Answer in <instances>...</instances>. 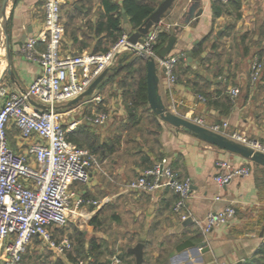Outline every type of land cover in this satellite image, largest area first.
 I'll return each mask as SVG.
<instances>
[{
  "label": "crops",
  "instance_id": "crops-1",
  "mask_svg": "<svg viewBox=\"0 0 264 264\" xmlns=\"http://www.w3.org/2000/svg\"><path fill=\"white\" fill-rule=\"evenodd\" d=\"M2 1L0 0V5ZM44 2L45 0H11L9 3L7 28L14 81L7 73L4 74L7 66L4 34L1 42L4 43L3 53L0 52V78L10 91H26L41 72L38 63L25 57L23 48L30 37L37 36L43 30ZM201 2L200 15L178 29L171 54L184 53L185 57L176 66V83L169 85L162 71L159 72V94L162 101L170 112L180 117L191 121L202 119L206 125L227 121L231 131L244 133L264 145V80H261L263 75L259 80V88H256L257 85L249 86L250 62L257 50L262 49L264 45V37L260 34L264 25V0H239V18L231 8L229 12L215 18L212 10L214 0ZM191 3L192 0H175L174 9L164 22L173 24L175 31L177 25L184 20L185 12ZM102 9V0H67L62 5V22L65 21L61 42L63 54L102 53L95 52L101 37L94 31ZM122 28L127 35L132 30L128 17L127 21L123 17ZM206 37L209 38L204 42L203 53L193 56L195 48ZM213 42H217L219 49L224 52L237 55V59L227 57L224 73L219 76L216 69L208 70L204 62V59L213 53L210 50ZM37 48L42 51L44 43L40 41ZM188 51L191 52V61H188ZM89 72V69L81 70L80 76L84 78ZM112 74L113 72H109L94 91L95 96L101 97V103L97 105L90 102L78 110L81 114L87 109L97 112L100 107H104L111 113V119L106 125H91L103 132V138L111 135L113 129L125 123L128 117V110L117 84L118 79L111 80ZM198 75L206 80V84L200 82V85L212 94L211 101L197 93L192 83L188 82ZM233 88L240 91L236 98L230 95ZM106 91L107 94L104 95ZM219 91L220 93H217ZM199 97L204 99L200 100ZM2 102L0 99V107ZM74 116L75 113L68 119L74 121L82 118L76 119ZM114 120H120L118 125L111 124ZM161 125L160 151L174 163L180 175L192 184L184 209L185 213L191 214V223L184 225L180 215L173 212L170 204L172 195L166 190L143 193L127 187L134 175L141 173V168L138 165L140 161L137 152L124 143L119 150V157L105 160L102 171L92 174L88 188L83 193L75 190L74 185L77 183L73 184V191L81 198L89 194H99L101 204L90 205L93 217L101 213L107 203L115 204L119 219V222L114 221L116 228L123 230L125 235H130L131 246L126 248L127 252L138 243H143L147 264H156L159 259L162 264H217L219 261L242 264L251 259L264 245V189L260 191L256 186V165L203 142L162 120ZM7 136L10 145L17 152H26V142L21 139L19 131L12 124L8 127ZM219 162H227L234 167L247 166L253 168L254 173L235 177L229 184L220 187L215 181L216 175L223 171L217 166ZM227 205L235 207V218L225 226H217L208 233H203L197 222H203L209 213L219 211ZM198 228L201 236L192 240L191 231ZM84 234L86 236V232ZM185 240H192L195 244L205 242L206 246H193L178 251L177 247ZM29 249L38 254L36 258L39 264L44 250L48 248L36 238ZM50 251L53 255L49 256V260H65V255L57 256ZM112 256L105 255L99 263L111 264ZM4 261L5 257L0 250V264ZM121 264H135L134 255L125 257Z\"/></svg>",
  "mask_w": 264,
  "mask_h": 264
},
{
  "label": "built area",
  "instance_id": "built-area-1",
  "mask_svg": "<svg viewBox=\"0 0 264 264\" xmlns=\"http://www.w3.org/2000/svg\"><path fill=\"white\" fill-rule=\"evenodd\" d=\"M66 1L45 0L43 30L30 37L24 45L25 57L41 68L39 76L28 89L24 92L10 91L0 78V99L3 101L0 107V250L5 257L3 264H25L24 256L36 238L57 256H64L72 248V241L66 236L57 240L54 229L65 227L70 214H75L84 204L83 198L73 191L72 186L74 183L86 184L95 171H102V163L97 156L70 142L67 133L84 122L96 127L104 126L109 123L111 113L99 110L80 120L68 119L82 105L101 103V97L94 94L75 106L65 105L83 94L107 67L115 65L117 54L130 51L129 35L123 34L106 53L63 54L61 42L65 29L61 7ZM215 1L227 5L231 0ZM172 28L173 24L162 20L152 28L143 44L132 45L145 57L155 59L158 72L162 71L169 85L176 83V66L185 54H170L161 59L155 46L159 33ZM40 41L44 43L42 51L37 48ZM87 69L90 72L82 78L80 71ZM263 70L264 62L255 57L249 73L253 85L260 80ZM239 94L238 88L230 91L232 98ZM192 121L264 152L260 141L231 131L227 121L214 125H206L202 119ZM10 124L17 128L21 139L26 142V152H17L10 145L7 136ZM217 166L223 169L215 177L220 187L226 186L235 177L251 174L247 166L234 167L227 162H219ZM127 187L143 193L172 190L180 196L174 211L180 215L181 221L192 218L189 212H184L192 190L191 181L181 179L167 157L142 171ZM235 216V207L227 205L209 213L203 222L197 224L203 233H208L214 227L227 225ZM120 255L114 254L111 264H121ZM78 264L86 263L80 260ZM217 264L237 263L219 261Z\"/></svg>",
  "mask_w": 264,
  "mask_h": 264
},
{
  "label": "trees",
  "instance_id": "trees-1",
  "mask_svg": "<svg viewBox=\"0 0 264 264\" xmlns=\"http://www.w3.org/2000/svg\"><path fill=\"white\" fill-rule=\"evenodd\" d=\"M162 1L163 0H120V2H116L115 0H102L103 12L95 24L94 30L95 34L101 38L96 44L95 52L106 53L124 34L122 28V11H124L129 18L132 27L131 31L133 32L138 30ZM239 6V0H231L227 5L214 0L212 5L213 15L215 18H218L223 13L229 12L231 8L236 11L237 17L239 18ZM260 30L262 31H260V34L264 37V25ZM173 32L174 27L170 30H162L159 33L155 46L156 51L166 45ZM208 38L209 37H206L202 43L195 48L193 56H199L203 53V45ZM219 48L220 45L217 44V42H213L210 46V50L213 53H210V56L204 59L207 69H216L218 76L224 73V65L226 64L227 55L229 54ZM255 57L264 62V45L262 49L257 50L253 59ZM183 60L184 59H181L179 62ZM146 75V61L138 55L131 56L123 63L120 69L113 72L110 79H118L117 84L122 92L123 102L128 110V117L125 123H122L113 129L111 135H107L103 138L102 134L98 131L99 129L84 122L75 130L67 133V139L80 148L88 149L91 153L97 156L102 164L105 160H114L116 157H119V150L124 143L129 146L131 150L137 152L140 161L138 165L141 168V172L152 167L155 163L164 158L165 155L160 151L161 146L159 142V133L162 130L161 119L154 114L149 106ZM262 75L261 80H264V70ZM188 82L192 83L197 93L203 95L208 101H211L212 94L205 91L204 87L200 85V82H203L204 84L207 83L203 77L198 75ZM259 82L260 81L253 85L250 80L249 86L256 87L257 85L256 88H259ZM217 93H220V91ZM100 108L102 109V107ZM145 114L150 117V125L148 126L143 125ZM171 165L173 169L177 171L174 167V163L171 162ZM255 165L257 168L255 171L256 186L261 191L264 189V168H259V165ZM138 176L139 174L136 173L133 180ZM180 178L184 179L181 175ZM166 191L172 195V203L170 204L173 212H175L174 207L180 199V196L172 190L166 189ZM111 219L119 222L116 214H113ZM89 224L93 228L101 227L100 213L96 214L90 220ZM61 230L62 228L54 229V237L57 240L62 238V236H58V233ZM191 233H193L192 240L201 236L199 228L191 231ZM74 242L75 249L74 251L68 250L65 253V260H49V256L44 255L41 257L42 261H40L39 264H78L80 261L79 258H81L86 264H98L106 255L108 246L104 245L102 241H99L96 238H91L87 241L84 232L81 230H74ZM120 254L122 260L127 256H131L126 249L122 250ZM143 264H147L145 258ZM156 264H162L161 260L159 259ZM242 264H264V245L258 250L255 256L246 260Z\"/></svg>",
  "mask_w": 264,
  "mask_h": 264
},
{
  "label": "water",
  "instance_id": "water-1",
  "mask_svg": "<svg viewBox=\"0 0 264 264\" xmlns=\"http://www.w3.org/2000/svg\"><path fill=\"white\" fill-rule=\"evenodd\" d=\"M11 0H3L0 8V23L5 22L2 25L3 34L6 39V62L7 66L5 69V73H7L11 79L14 81V72L11 68L12 63L9 54V33L7 28V10L9 7V3ZM202 0H192L191 5L188 7L187 11L184 15V20L180 25H177L176 30L169 37L168 42L165 46L160 48L157 51V56L161 59H165L168 55H170L174 49L177 33L179 27L186 26L192 19L198 17L201 13ZM175 0H163L156 10L144 21V23L138 28L136 31H130L128 36V42L130 44V51L117 54L116 63L113 66L107 67L98 77H96L93 82L89 85L87 90L81 94L76 99L70 101L65 106L71 107L75 106L85 99L91 97L94 94V91L98 87V85L103 81V79L107 76L109 72H116L120 69L123 63L129 59L133 55L141 56L147 64V75H146V83H147V97L148 103L152 111L156 116H158L163 122L175 127L184 130L185 132L193 135L197 139L206 142L210 145L218 147L222 150L230 152L232 154L238 155L245 160H248L254 164H257L261 167H264V152L256 151L253 148H250L246 145H243L229 137L217 133L205 126L199 125L189 119L180 117L172 112H170L167 107L164 105L162 98L159 94V72L158 67L155 62V59L152 57H145L139 50L134 48L132 45H136L137 43L143 44L145 42V37L151 32L152 28L160 23V21L169 17L174 9ZM124 20L127 21V16L125 12H123ZM191 52L188 51V61H191ZM192 222V218H188L184 221V225H187ZM198 246L199 248H203L206 246L205 242H200L195 244L192 240L183 241L178 247L177 250H184L189 247ZM144 244L138 243L135 247L128 249V252L135 257V264H143L144 262ZM103 264V263H99Z\"/></svg>",
  "mask_w": 264,
  "mask_h": 264
},
{
  "label": "rangeland",
  "instance_id": "rangeland-1",
  "mask_svg": "<svg viewBox=\"0 0 264 264\" xmlns=\"http://www.w3.org/2000/svg\"><path fill=\"white\" fill-rule=\"evenodd\" d=\"M0 8H1V5H0ZM4 24H5L4 21L0 23V41L1 42H2L1 38L3 37L2 25ZM63 24L65 25L64 20H63ZM3 45L4 43H2V47L0 49L1 53H3V50H2ZM227 57H230L231 59H234V58L237 59L236 54H233V55L228 54ZM252 61L253 59L250 62V67H251ZM107 91L104 93V95L107 94ZM100 110H106V109L102 107V109ZM91 112L92 111L90 109H87V111H85L84 113L82 112L81 114L77 112V114H75L74 117L76 119L80 117H85V115L86 116L91 115ZM116 119H118V117ZM119 121L120 120H114V122L112 121L111 124L116 123V125H118ZM149 122H150V117H148V115L145 114L143 125L148 126L150 125ZM79 125H82V124H79ZM98 131L100 132V130ZM100 133L102 134L103 132L101 131ZM250 169H251V172L254 173V169L253 168H250ZM88 183L86 184L77 183L74 185V188L77 192L83 193V191L88 188ZM83 200H84V204L76 211L75 214H70L68 225L63 227L62 230L58 233L59 237L66 236L70 238V240L72 241V248L70 250L74 251L75 249L74 230H81L83 232H86L87 241L90 237L96 238L99 241H102L104 245L108 246L106 250V256L108 257L116 253H121L122 250L131 246V243L129 242L130 235H125L123 230L119 228L117 229L116 223L113 221V219H111V216L113 214H117L115 204L107 203L105 205V207L100 213V219H101L102 226L99 228H93L89 224L91 218L93 217V214H91V211H90L91 210L90 205L99 206L101 204V199L99 197V194L97 195L89 194L88 196H83ZM89 215H92V216L90 217ZM29 250L25 256V263L26 264H37L36 257L38 254L32 252L31 250L29 251ZM43 254L46 256L53 255V253L48 249L44 250ZM79 260H81V258H79Z\"/></svg>",
  "mask_w": 264,
  "mask_h": 264
}]
</instances>
